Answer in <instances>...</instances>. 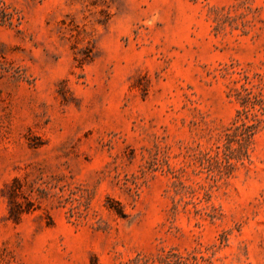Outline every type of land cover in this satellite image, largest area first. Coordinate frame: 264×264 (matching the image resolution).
Returning <instances> with one entry per match:
<instances>
[{"label":"rangeland","instance_id":"rangeland-1","mask_svg":"<svg viewBox=\"0 0 264 264\" xmlns=\"http://www.w3.org/2000/svg\"><path fill=\"white\" fill-rule=\"evenodd\" d=\"M0 264H264V0H0Z\"/></svg>","mask_w":264,"mask_h":264}]
</instances>
